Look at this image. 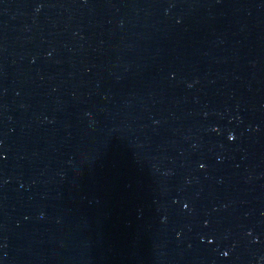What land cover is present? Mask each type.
<instances>
[{
	"label": "water",
	"instance_id": "95a60500",
	"mask_svg": "<svg viewBox=\"0 0 264 264\" xmlns=\"http://www.w3.org/2000/svg\"><path fill=\"white\" fill-rule=\"evenodd\" d=\"M0 264H264V0H0Z\"/></svg>",
	"mask_w": 264,
	"mask_h": 264
}]
</instances>
